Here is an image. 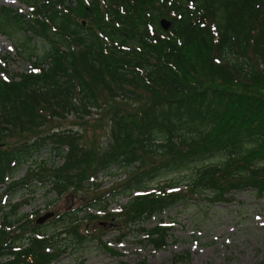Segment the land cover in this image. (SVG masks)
Listing matches in <instances>:
<instances>
[{
  "label": "trees",
  "instance_id": "trees-1",
  "mask_svg": "<svg viewBox=\"0 0 264 264\" xmlns=\"http://www.w3.org/2000/svg\"><path fill=\"white\" fill-rule=\"evenodd\" d=\"M20 1L33 10L24 15L0 7V33L23 30L24 49L34 38L43 49L28 52L31 65L15 74L0 61V197L46 186L60 197L78 191L81 202L34 225L37 211L12 219L20 203L9 205L0 226V264H50L91 238L114 252L93 222L140 229L160 248L168 231L163 221L142 224L180 201L225 199L245 188L264 197V0H76L65 10L57 8L63 0ZM161 17L172 21L168 30ZM136 91L148 99L134 110L123 101ZM107 103L113 149L103 158L84 150L81 134L71 130L7 144L15 132L68 114L83 119ZM51 153L64 162L48 164ZM145 161L151 165L144 168ZM23 163L29 170L11 179ZM190 164L196 168L189 180L164 178L149 186ZM113 167L128 175L115 184L129 197L117 213L107 212L106 191L94 183L98 171Z\"/></svg>",
  "mask_w": 264,
  "mask_h": 264
},
{
  "label": "rangeland",
  "instance_id": "rangeland-1",
  "mask_svg": "<svg viewBox=\"0 0 264 264\" xmlns=\"http://www.w3.org/2000/svg\"><path fill=\"white\" fill-rule=\"evenodd\" d=\"M74 5L72 3V6ZM3 6L20 10L24 15L32 10L31 5H26L20 0H0V7ZM80 20L82 19H78ZM82 22L85 23L84 20ZM24 37L23 30L15 31L10 36L0 33V54L6 55L5 60L0 61L9 75L28 69L31 61L28 60L30 56L27 53L34 51L38 54L43 49V44L36 38L28 42L27 46H30V49H24ZM19 49L22 54H19ZM0 77H3L2 72H0ZM134 93L128 94L127 100L123 102L136 110L145 105L148 98L142 92ZM112 108L110 103H107L104 107L92 110V113L83 119L76 118L74 114H68L63 118H53L41 128H34L31 132H15L10 136L7 144L8 146L17 145L43 134H51L52 131L71 130L81 134L80 145L84 150L91 148L96 158H103L113 149L109 120L113 112ZM45 154L47 153L44 150L39 157L43 158ZM54 159L56 164L62 161L57 156L51 160ZM149 165L151 164L145 161L144 168ZM195 165L190 164L174 172L166 171L156 176L149 186L153 187L156 182L163 183L164 178L176 177L183 181L189 180L195 174ZM114 169L116 168L113 167L107 172H98L96 176L98 179L94 181L96 184L99 182L97 188L109 190L114 184L128 178L126 171ZM26 170V166L21 164L15 177H21ZM112 181L115 183L110 185ZM4 187L0 185V195ZM36 190L33 198L29 199L30 202H23L17 212L10 214V218L13 219L18 213L32 212L49 201H52L50 204L53 203V205H49L48 210L55 212H64L67 208L77 207L81 202L77 196L78 191L75 190L67 191L63 197L46 193L41 187ZM116 193H118L117 196L112 194L107 196L110 198L107 209L112 212H116L119 205L129 200V197L125 196L120 189H117ZM29 195L23 189L6 194L0 201V207H3L0 211V223L3 212L9 211V205ZM202 197L185 202L180 201L160 216L148 217L143 222V228L153 227L159 219L164 222L163 226H167L166 241L160 248L154 247L140 229L133 228L128 231L120 224L108 229L109 225L102 223L99 226L93 222L90 226L97 229L94 233L100 235L102 232V240L109 242L114 252H108L102 243L91 238L90 243L84 248L62 253L63 255L51 264H138L142 259L148 264H255L264 259V197L260 198L250 188L229 192L225 199L215 198L209 201L208 198L207 201ZM16 206L18 207L17 204ZM91 210L95 211V209ZM34 224L33 222L31 225ZM95 226L101 228L98 229ZM119 234L123 235L119 236Z\"/></svg>",
  "mask_w": 264,
  "mask_h": 264
},
{
  "label": "water",
  "instance_id": "water-1",
  "mask_svg": "<svg viewBox=\"0 0 264 264\" xmlns=\"http://www.w3.org/2000/svg\"><path fill=\"white\" fill-rule=\"evenodd\" d=\"M159 22H160V26L162 27L163 30H168V28L171 26L172 24V21L170 19H166L165 17H162L159 19ZM82 24H84L82 22ZM54 215L53 212H47L45 213V215L43 216H40L36 219V222L37 223H42L45 221V219L49 218V217H52Z\"/></svg>",
  "mask_w": 264,
  "mask_h": 264
}]
</instances>
